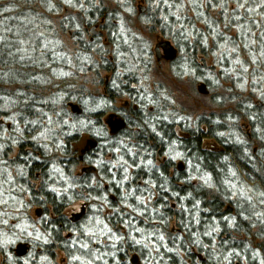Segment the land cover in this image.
<instances>
[{"label":"trees","instance_id":"obj_1","mask_svg":"<svg viewBox=\"0 0 264 264\" xmlns=\"http://www.w3.org/2000/svg\"><path fill=\"white\" fill-rule=\"evenodd\" d=\"M22 1L0 0V140L3 143L8 131H12L11 138H20L16 145L21 149L17 161L7 157L8 149L2 158L4 161H0V169L8 170L11 166L9 169L17 168L27 175L21 178L15 176L11 185L13 194L7 199L3 183L5 177L0 172V189L4 193L0 195L4 196V201L18 202L28 197L30 199L26 203L29 208L44 206V217L48 223L44 221L42 230L72 258V243L64 242L63 232H77L78 239L85 243L88 239L86 229H80L77 225L75 229H70L75 222L65 212L69 205L76 201H83L86 205V202L91 204L98 200V205L105 204L100 192H106L104 185H107L117 199L113 201L109 198V212L101 213L96 222L99 223L100 218H103L105 222L114 225L132 223L130 220L138 218L140 209H134L131 192L155 186L158 195L156 205L164 209L161 215L157 214V220L163 219L167 225L171 219L178 223L183 230L184 240L183 245L177 248L184 251L188 249L190 260L196 257L192 251L199 249L203 253V264H264V261L257 258L252 247V244L260 248L264 246V196L261 195L264 193V64L262 67L258 65L259 71H250L249 65L236 63L238 60L235 55L231 56L242 44L244 49H248L247 42L239 38L241 31H246V40L252 39L253 30L255 34L258 33L252 24L254 19L249 21L247 18L253 15L249 12L252 7H256L257 14L264 15V0H139L143 10L139 11L138 7L135 9L138 17L136 24L146 25L150 34L156 35L158 42L170 41L174 46L173 50L177 54L170 62L172 76L178 81H184L186 77L198 86L202 95H211L216 109L196 115L193 122L186 114V106L174 104V100L171 103L168 98H164L166 94L159 92L158 86L153 101L144 99L143 95L150 96L147 90L152 89V83L147 80L151 59L143 56L144 42L138 35V38L132 35L131 39L121 40H116L118 35H112L113 31L119 32L117 15L123 10L119 5H114L111 0L108 6L104 3L106 0H85L83 4L78 3L79 0H72L78 6L82 4L73 11V8L68 7L71 4L69 0H57V7L64 13L63 16L70 18V30L77 27L74 36L76 54L66 58V54L57 57L56 49H50L37 36L36 32L44 28L42 17L45 15L31 9L32 4ZM129 1L127 8L134 12L132 6L135 1ZM246 2L252 6L248 8ZM64 3L67 5L64 6ZM124 16L131 17L127 13ZM193 17L204 23L205 30L195 26L197 23H193ZM66 23L63 17L60 28L65 32ZM96 23L109 28L108 45L100 37L89 39L83 36V27ZM131 23L134 25V21ZM242 24L245 28L237 33L234 37L236 40L233 39L234 28L239 30ZM115 42L118 46L115 47L114 56L107 57L108 46L114 47ZM120 51L124 53L121 58L122 68L128 69L126 71L134 74L133 77L125 75L126 79H117L119 70L116 65L120 60ZM213 55L216 57L214 64L218 66L217 70L213 66L207 67L206 61ZM261 60L264 63V58ZM163 61L157 60L159 63ZM107 71L115 75V83L107 86L108 95H105L103 90L100 92L96 87L103 84L105 77L102 73ZM88 76L95 86L92 93L87 88ZM122 80H127V84ZM131 80L139 84L138 90L134 89L136 93L128 90ZM143 81H147L145 85H142ZM128 94L134 98V107L137 105L139 109L131 107L130 115L125 116L127 125L121 131L122 134L120 132L111 137L104 124V116L114 111L116 102H122L121 98ZM88 101L94 108H101L97 112H88L84 106ZM74 102L83 105L84 109L74 110L73 107L77 106ZM188 113H191V109H188ZM8 119H12L11 128H8ZM244 124L250 130V137L245 136ZM176 128H180L183 135ZM42 132L45 134V148L43 160L40 161L36 156V148L33 154L25 152L31 140ZM85 133L92 136L91 140L96 145L90 152L91 157L99 153V159L112 156V161H116L120 151L122 162H128L129 167L126 171L120 168L114 175L107 165V173L103 174V179L98 178L96 183H92L85 174L74 175L67 169L68 178H60L58 188L61 192L67 186L68 191L64 190L62 194L53 192L55 190H50L53 183L48 177L51 165H66L74 169L78 164L75 156L77 151L70 156L71 145H81ZM86 143L88 146V140ZM168 143L183 156L186 163L192 165L189 171L194 176H205L210 180L194 183L190 172L175 171L176 166L170 163L171 160L159 166H148L147 157H143L146 162L140 160L142 158L139 157L144 153L147 156L149 154L150 162L162 157ZM5 144L10 145L8 142ZM130 145L137 153L135 156L128 151ZM8 148L11 149L10 146ZM56 148L63 158L58 157V152L56 158L49 153ZM83 157L84 160L88 158L86 154ZM170 168H173L171 176ZM151 176H155L156 181H152ZM138 181L142 184H137ZM16 185L23 187L20 191L22 193L14 192V189H18ZM166 189L169 192L166 193ZM15 195L18 199H15ZM124 202L132 213H126L128 211L123 209ZM11 214L16 215L13 210ZM153 216L150 214V218ZM8 217L12 216L0 215V223H7ZM147 217L145 215L141 219ZM215 222H218L220 232L214 251L210 244L198 245L196 232L203 229L205 234L210 233ZM134 237L137 240V236ZM126 238L132 239L133 243L128 239L125 249L131 252L136 250L142 256L143 248L134 245L132 236L127 235ZM257 240H261L260 246L255 245ZM50 242L44 246L45 254L54 259L55 246ZM30 244L31 251L24 257L18 256L15 248L11 247V258L3 264H25L28 256L32 255L30 264H40L37 245ZM124 254L127 256L128 253L124 251Z\"/></svg>","mask_w":264,"mask_h":264},{"label":"rangeland","instance_id":"obj_2","mask_svg":"<svg viewBox=\"0 0 264 264\" xmlns=\"http://www.w3.org/2000/svg\"><path fill=\"white\" fill-rule=\"evenodd\" d=\"M27 2L29 4H32V8L35 11H38L40 14H43L45 16L42 17V23H43V27L42 29H40L39 31H37V36L40 37V39H42L43 43L49 46L50 49H56V53H57V57L61 56V55H67L66 58L68 56L72 57L74 56L75 53V49L76 45H75V41H74V36H75V30H70V25H69V20L70 18L68 16H63V12L60 11L59 6L57 7V0H24L22 1V3ZM66 2V0H63ZM71 2V4H68V7L73 8L72 10L75 11L77 7H81L83 2L85 0H79L78 3H82L81 5H77L78 3H74V1L69 0ZM113 1L112 3L114 5H119L123 10L122 12L118 13V22L116 21V24L118 25L119 28V32L116 34V36L118 35V38L116 40H121V38L124 39H131V36H135L139 39H142V42H144V46H142V51H143V56L144 57H148L151 59V64L150 66V74H149V78L147 79L150 83L156 84L160 89H161V93H164L166 95H168V93H170V91L172 92V102L174 104H179V105H184L187 108L186 114L189 115L190 117V121L193 122L194 117L198 114H202L205 112H209L211 109H216L215 105H213L212 101H211V95L210 96H205L202 95V93L198 90V86L193 83H191L186 77L184 79V81H178L176 78H174L172 76V73L170 71V67L168 65V63L165 61L159 63L157 62V52H156V44L158 43V40L156 39V35H152L150 34V31L148 30V28H146V25H138L136 24V21L138 20V17L135 13V9H137L138 4H139V0H134V6H132L134 12L129 9V7L127 8V5L130 3L129 0H111ZM108 2H110V0H106L104 3L108 6ZM111 3V2H110ZM67 5V4H66ZM64 3V6H66ZM246 5H248V8H250L252 5L249 2H246ZM38 7V8H37ZM57 7V8H55ZM252 10H249V12L253 13V15L249 18H247L249 21H252L253 26H256V30H258V33L255 34L256 31L253 30V35H252V39H247L246 40V31L243 30L241 31V33H239L238 35L240 40H243L246 43V47L248 48L247 50H250L249 52L244 49V46L242 44L241 48L239 50L234 51V53L232 52L231 56L235 55L236 60H238L236 63L241 62L242 64L245 65H249L248 70H254V71H259L260 68L258 69L257 67H259L258 65H260L262 67V65L264 64L261 60L262 58H264V15L263 14H257L256 13V7H252ZM70 10V9H69ZM125 10V12H124ZM66 11V10H65ZM71 11V10H70ZM259 12V11H258ZM127 13V15H131L130 18H126V16H124V14ZM65 18V22L66 23V29L67 31H62V29L60 28V22L62 20V18ZM194 18V17H193ZM197 18V17H196ZM196 18L192 19L194 22L193 23H197L195 26H197L199 29L205 30L204 27V23L199 22L200 20H196ZM75 21V20H74ZM132 21H134V25H132ZM196 28V27H195ZM245 28L244 24H242L240 26V29L238 30L236 27L234 28L233 32H232V37L233 39L236 40V38H234L237 33L242 29ZM260 29V32H259ZM245 32V33H244ZM138 35V36H137ZM130 36V37H129ZM133 38V37H132ZM258 38V39H257ZM91 39V38H89ZM103 41V39H101ZM243 41H241V43H243ZM115 46L114 47H109L107 48L106 51H108L107 53H109V55L107 57H112L111 55L114 56V52L116 51L115 47L118 46V43L115 42ZM52 44V45H51ZM225 46V43L223 45V47ZM46 48V46H43ZM160 50L163 52L164 48L160 47ZM121 52V51H120ZM75 53V54H74ZM106 53V54H107ZM148 53L150 54V56L148 55ZM121 54L120 56V60L119 62H117L118 65V73L116 74L117 79H123V77L125 75L129 74V70L125 69V68H119L121 65V58L124 55L123 52L119 53ZM56 57V55L54 56ZM52 58L53 60H56V58ZM111 60V58H110ZM156 61V62H155ZM232 61V60H231ZM235 61V60H233ZM207 67H212L214 69L217 70L218 66L215 65L214 63L216 62V57L213 55V57L207 59ZM147 69V68H146ZM128 70V71H126ZM247 70V71H248ZM147 71V70H146ZM145 71V72H146ZM209 74V73H208ZM264 74V71H263ZM105 75H107L106 73H102L103 78L105 77ZM110 76V75H109ZM133 77V76H132ZM125 78V77H124ZM130 78V76H129ZM126 79V78H125ZM176 79V80H174ZM114 80V76L113 74L110 76V81ZM87 81V88H89L90 93L94 92V85H93V81L92 78L90 76H88V78L86 79ZM139 81V80H138ZM140 81L142 82V80L140 79ZM147 82V81H146ZM145 81H143L142 85L146 84ZM115 83V82H114ZM139 85V84H138ZM225 85H227V83L225 82ZM141 86V84H140ZM102 85L97 86L96 88L98 89V91H102ZM212 91V90H211ZM213 92V91H212ZM164 95V96H166ZM124 100H128V98L123 97L122 102ZM174 100V102H173ZM260 99H256V101H259ZM130 101V105L132 103L131 100ZM120 100H118V102H116V107H120ZM77 104V106L81 109L83 108V105H81L78 102H74ZM133 104V103H132ZM85 106V110H87L88 112L91 110H95V112H97L101 106H95V108L93 107L94 105L90 104V101H88V104H84ZM180 107V106H178ZM188 109H191V113H188ZM193 109V110H192ZM196 113V114H195ZM186 117V116H185ZM9 120V124H8V128H11L10 126L12 125V119H8ZM90 130V129H88ZM250 132V130H248ZM245 132V136L246 133ZM177 132H180V128H177ZM43 133V132H42ZM13 135L12 131H8L7 135H6V140H4V142L2 143V140H0V161H4L2 158H4L6 156V151L10 148H8L9 146L12 147L16 144H18V141L20 138L16 139L11 138V136ZM72 135V134H69ZM44 137V136H43ZM83 140H82V144H76V143H72V151L70 153L71 154H75L74 152L77 151L75 156H78L79 154H81V148L85 147L86 141L91 139V135L88 133H85L83 136ZM248 137V136H247ZM35 139V137L33 138ZM69 139V138H68ZM71 139V138H70ZM10 140V141H8ZM8 142L10 143L9 146H7L5 143ZM107 142V141H106ZM105 142V143H106ZM99 146V145H98ZM127 146V145H126ZM16 149V147H14ZM128 148V151L135 156L136 151L134 150V148L131 147V145ZM255 148V147H254ZM257 148H255L254 150L256 151ZM8 150V151H9ZM58 149H54V150H50L49 153L52 155L53 158H56V152ZM167 151H171V154L173 155V158L175 160L176 163H179V161H184V158L182 155H180L178 152H176L175 150L172 149H168ZM175 152V153H174ZM170 153V152H169ZM174 153V154H173ZM62 153H60V151L58 152V157L63 158V156L61 155ZM147 154V153H146ZM145 153L143 155H141L139 158H142L140 160H143L142 162H146V160L143 159V157H147V161H148V166L149 165H157L159 166L162 162H163V157H161V163L159 162V164H156L158 160L150 162V157L148 158V156ZM122 155H120V151L117 153V158L116 161H112V156L110 157H105V159L102 160V164L104 165H109L110 168H112L113 166L118 167L119 166L124 168V170L126 171L127 168L129 167V163L127 162L126 164L122 162ZM169 159V158H168ZM126 162V161H125ZM189 162V161H187ZM59 163V161H58ZM186 165V171H189V165L188 163L186 164V162H184ZM94 165H96L100 170H101V165L100 163H95ZM84 166L83 164H79V166H76L74 169H71L69 167H67L66 165H62L61 167H59V165H51L49 171H48V177H50L51 181H52V186L50 188L55 190L53 192H57L59 194H62L64 192V190L68 191V188H66L67 186L64 187L63 191L59 192V188H58V182L61 181L60 178H68L67 175L69 173L72 172V174L77 175L81 170V167ZM11 166H9L10 168ZM8 170L6 168L4 169H0V172L3 173L4 175V179L5 182L4 183V187H5V192L8 196L7 199H10V196L13 194V189L11 188V185L13 186V182L15 180V176L16 178L19 177H26L27 175L24 173H21L20 171L17 170V168H11ZM69 173H68V171ZM68 173V174H67ZM8 174V177H7ZM192 174V173H190ZM192 176V175H191ZM55 177L59 180H56ZM98 177V176H97ZM195 177V176H193ZM96 178V177H95ZM56 182V187H54V184ZM69 181V180H68ZM200 181V180H199ZM196 183V181L194 182ZM18 189H14V192H20L21 189H23V187L18 186ZM54 187V188H52ZM0 194H4L3 191L0 189ZM12 192V193H11ZM10 193V194H9ZM22 193V192H20ZM10 195V196H9ZM21 195V194H20ZM6 196V197H7ZM15 199H18V196L15 195ZM3 195H0V215H11L12 217H14V219L11 217H8V221L0 223V264H3L4 262H6L7 260H10L11 255L9 252V249L11 247L15 248L16 245L18 244V242L20 241H28L30 243H34V245H37V253L40 255L41 258V263L40 264H59L60 263V254H58L57 252L54 253L55 258L51 259L49 255L45 254V249L44 246L47 245L48 242H50V237L48 236V234H46L42 228L44 225V221L46 223H48V219L46 217L42 216H37V208L38 207H28L27 203L28 199L30 198H26L23 200H20L18 202H5L3 199ZM141 200V205L137 204L134 206L135 210H139L140 215L138 216V218H134L132 220H130L132 223L128 224L131 225L133 227H135V224L141 225L140 231L137 230V233L133 231L134 236H137V240H140L141 243L137 244L134 243V245L136 247L139 248H143L142 252H144V254L141 256V254H139V263L138 264H185V262L187 264H203V253L202 251L198 250H193L192 253L196 254L195 258L193 260H190V258H188V249L184 250H180L177 248V246L183 245V230L182 228L178 225V223L176 221H174L173 219L168 220L170 222V224H166L164 223L163 219L157 220V216L161 215L163 212V208L158 205L159 207L155 208L156 205H154V201H158V195L154 192L153 188L151 186H147L146 188L143 187V189L141 190L139 196ZM100 201V200H98ZM97 201V202H98ZM113 201H116L113 200ZM97 202L95 203H89L88 206V202L87 203V215L85 217H83L81 220L82 222H78L79 224H77L78 226L80 224H85L86 219H88V223L89 225H94L96 229H91L88 232V228H86L85 233L87 234V239L91 240V242H87L83 245H87V247H83L82 244H79V246L76 247V252L74 255H72V258H68L67 260V264H89V262H91V264H121L115 260H112L110 263L109 262V257L111 255H116V252L112 253V252H108L106 250V248L101 245V243L99 244H95L96 242H100V241H105V240H110V241H114L117 239H120L118 233H120V230H117L116 225H114V228H111L109 226H107V229H111V232H108L107 229L103 226L105 225H109L107 222H105L103 220V218L99 220V223L96 222V220L98 221L100 215L102 212L99 211H103L102 209H104V207H106V205L101 204L98 205ZM104 202V201H103ZM83 204V201H76L74 202L72 205H69V207L66 208L65 212L66 214H68L67 216L71 217L72 214L74 213H80L81 212V205ZM125 204V205H124ZM124 208L126 209L128 212L126 213H130L132 210L131 208L128 207L127 203L124 202L123 203ZM4 206L8 207L5 208ZM172 206V203L169 202V207ZM43 210H44V206H40ZM49 210H51V207H48ZM85 208V209H86ZM141 208H144L141 210ZM8 210V211H7ZM11 210H13L14 213H16V215H12L11 214ZM98 211V212H97ZM9 212V213H7ZM143 212L147 213L144 214ZM151 217L150 218V214ZM132 213V212H131ZM44 214V212H43ZM153 214V215H152ZM158 214V215H157ZM145 215H148L149 217H147L146 219H141L143 218ZM197 225H199L198 220L196 221ZM218 223V222H217ZM215 222V227L210 230V234H205L203 232V229H201L197 234V239L196 241L199 243L198 245L201 244H210L211 247H213L214 251L215 248L218 244V233L220 232V230L218 229V224ZM105 224V225H103ZM123 224V223H122ZM99 225V226H98ZM120 225V224H119ZM101 226V227H100ZM149 226V227H148ZM142 227H147V228H142ZM115 230V231H114ZM129 230H133L132 228H130ZM132 232V231H131ZM67 233V232H66ZM94 233V235H93ZM137 234V235H136ZM37 236H39V239H37ZM132 236V234H131ZM163 236V240H160V237ZM79 236H77L78 238ZM69 238V237H68ZM66 239V238H65ZM73 239V238H72ZM7 241H12V242H7ZM76 241V240H75ZM77 242V241H76ZM50 243L55 244L54 241H51ZM110 244V243H109ZM261 244V240H257L255 241V245L260 246ZM94 245L97 246L96 249H93L92 247H95ZM145 245H147V247H145ZM173 245H175L173 247ZM111 246V245H110ZM202 246V245H201ZM206 245H204L205 247ZM113 248V246H111ZM111 247L109 249H111ZM117 247V246H115ZM191 247V246H190ZM252 247L254 249L255 254L257 255V258L260 261H264V246L263 248L254 246L252 244ZM4 248V249H3ZM3 249V250H2ZM102 249L106 250V253L104 251H102ZM156 249H158V251H156ZM101 250V252H100ZM35 251V250H34ZM3 252V253H1ZM30 253V252H29ZM28 253V254H29ZM108 253H111L110 255ZM139 253V252H138ZM33 256V255H32ZM32 256H28L29 259H26V262H28L27 264H30V260L32 258ZM107 257V259H103ZM78 258V259H77ZM151 259V263L147 262L148 259ZM34 260V259H32ZM32 264V263H31ZM126 264H131L129 261H126Z\"/></svg>","mask_w":264,"mask_h":264},{"label":"flooded vegetation","instance_id":"obj_3","mask_svg":"<svg viewBox=\"0 0 264 264\" xmlns=\"http://www.w3.org/2000/svg\"><path fill=\"white\" fill-rule=\"evenodd\" d=\"M141 3V2H140ZM138 4V9H139V11H142L143 10V5L142 4ZM118 22V21H117ZM117 27H118V25H117ZM84 29V32H85V35H83V36H87V37H89V38H91V39H94V38H97V37H100L99 39H103V42L106 44V45H108V43H109V38H110V32H109V28H107V26H103V25H101V24H91V25H85L84 27H83ZM118 30H119V28H117ZM83 32V31H82ZM84 34V33H83ZM113 34H117V33H115L114 31L112 32V35ZM98 39V38H97ZM163 48V47H162ZM156 52H157V60H165V61H167L168 62V65H169V67L171 68V64H170V62L172 61V60H174L175 59V57H176V55H175V57L173 58V57H171V58H168L169 56H170V53L172 52V50H169V49H167V50H164L163 52L160 50V48L159 49H157L156 50ZM177 54V53H176ZM120 67L119 68H122L123 67V65H119ZM150 67V66H149ZM116 68H118V65H116ZM106 74L107 75H105V80H104V82H103V84H102V89H103V92H104V94L105 95H108V89H107V86L111 83V84H114V80H111L110 81V76L112 75L111 73H109L108 71L106 72ZM110 75V76H109ZM129 76H133L134 74H128ZM113 76H115L114 74H113ZM122 82L124 83V84H127V80H125V81H123L122 80ZM139 86H138V83H136L135 82V80H131V84L129 85V88H128V90L130 91H133V93H136L135 91H134V89L136 88H138ZM156 88H157V85L156 84H153L152 83V89H150V90H147V94L148 95H150V96H147V97H145L146 95H143L144 96V99L145 100H151V101H153L154 99H155V97H156V95H154L155 94V92H156ZM138 90V89H137ZM160 91V93H161V89H159ZM129 91H127V92H129ZM153 93H152V92ZM130 93V92H129ZM138 93V92H137ZM152 93V94H151ZM162 94V93H161ZM137 95V94H136ZM152 95V96H151ZM126 98H128V100H124L123 101V103L122 102H120V107H116L115 106V110L114 111H110V112H108V113H106L105 114V116H104V124L106 125V127H107V131H108V134H110L111 135V137L112 136H115V135H119V133L121 132V131H123L124 129H125V127H126V125H127V121H126V119H125V116H127V115H130V108L131 107H134V105L132 104L133 103V101H134V98L132 97V96H130L129 94L128 95H124ZM172 92L170 91V93H168V95H166L164 98H168L171 102H172ZM121 99H123V98H121ZM129 100H131L132 101V103H131V105L129 104L130 103V101ZM122 101V100H121ZM127 108V109H126ZM152 109H154L153 107H151ZM129 109V110H128ZM133 109H135V110H138L139 109V106H135ZM133 112V111H132ZM111 114H113V115H115V117L116 118H119V119H121V120H123L124 122H125V125H124V127L120 130V131H118V132H116V133H112L111 132V128H110V126H109V124H108V118H109V116L111 115ZM185 117V116H184ZM176 130H177V128H176ZM180 135H183L182 134V132H181V130H180V132H178ZM121 134H122V132H121ZM186 135V134H185ZM32 142L31 143H29L28 145H29V147H27L26 148V154L28 153H30V154H33L34 152H35V148L37 149V152H36V156L38 157V159L40 160V161H42L43 160V152H44V148H45V145H44V137H42L41 135H39V136H35V139H32L31 140ZM36 145H35V144ZM95 144H93V142H92V140L91 139H89L88 140V146H87V143L85 144V147L81 150V154H79L78 156H76L77 157V162H78V164H77V166H79V164H83L84 166H82L81 167V171L78 173V174H85V175H87L88 177H90V179H91V182L93 183V182H97V180H98V178L100 179V178H102L103 179V174L106 172V171H108L107 170V165H104V164H102V160L103 159H99V157H100V155H99V153H95V155H92V157L90 156V152H92L93 151V149H95L96 147V145L94 146ZM152 145H153V143H152ZM13 147V148H12ZM11 147V149L8 151V158H10L11 159V161H17V157L18 156H20L21 155V149H20V147H19V145H14V146H12ZM14 147H16V149L14 148ZM172 144L171 143H168L167 144V146H165V151H164V155L162 156L163 157V162L161 163V156L160 157H157V159L155 158V160L154 161H156V160H158L157 161V163L156 164H159V162L161 163L160 165H162L164 162L166 163H168L170 160H171V164H174L175 166H176V168H174V170L175 171H183V172H187L186 171V165H185V161H179V163H176L175 162V160H174V158H173V155L171 154V151H167L168 149H172ZM170 152V153H169ZM23 153V152H22ZM84 154H86L87 156H88V158H86V160H84V157H83V155ZM174 154V153H173ZM158 156V155H157ZM169 158V159H168ZM9 159V160H10ZM105 159V158H104ZM174 160V162H173V160ZM100 163V165L102 166L101 167V170L96 166V165H94L95 163ZM187 164V163H186ZM188 166V165H187ZM169 167H171V166H169ZM120 168H122V167H120L119 166V169ZM118 167H116V166H113L112 168H111V170H112V173L115 175L116 173H118ZM170 170V176H171V172H173V168H170L169 169ZM158 172L160 173V175L163 177V172H162V170L161 169H159L158 170ZM107 173V172H106ZM191 173V172H190ZM192 176L191 177H193L194 175L193 174H191ZM98 176V177H97ZM96 177V178H95ZM151 179H152V181H156V177L155 176H151L150 177ZM193 179V181L195 182H197V183H200V182H204L206 179L207 180H210L209 179V177H205V176H202V177H200V176H195V177H193L192 178ZM200 180V181H199ZM137 184H142V182L141 181H138V182H136ZM105 187H106V189H107V191L106 192H100L101 194H102V198H104L103 200H105V205H106V207H104V209H102L103 211H99V212H102V214H106V213H108L109 212V209L110 208H108L110 205H111V203L109 202V198H111V199H113V200H115V199H117V197L116 196H114V192L113 191H109L108 189H109V186H107V185H104ZM153 188V190H154V192L157 194V192H156V188H155V186L154 187H152ZM122 189V190H121ZM121 191H123V186H121ZM140 192L141 191H134V192H131V194H133V200H132V202H133V204H134V206L139 202V205H141L140 204V202H141V200H140V198L139 197H136V196H139V194H140ZM167 192H169V190L168 189H166V193ZM108 200V201H107ZM156 202L157 201H154V205H156ZM88 206H89V204H88ZM87 207V204L86 205H84V204H82L81 205V211H82V209L83 208H86ZM155 207H157V205L155 206ZM141 209H144V208H141ZM121 210V209H120ZM37 212V216H44L45 215V213L43 214V212H44V210L41 208V207H38L37 208V210H36ZM122 211V210H121ZM98 212V211H97ZM110 212H112V209L110 210ZM76 214H78V213H73L72 214V216H75L74 217V219H73V221L75 222V224H72V226H70V229L71 228H74L77 224H79L78 222H81L83 219V217H85L86 215H87V208L85 209V213L82 215V216H76ZM71 216V217H72ZM82 219V220H81ZM87 221H88V219H86ZM109 224V223H108ZM128 224H131V223H123V224H116V228H117V230H120L121 232L120 233H118V235H119V237H120V239H117V240H114V241H110V240H105V241H98V242H96L95 244H100L101 243V245H103L105 248H106V250L108 251V252H112V253H114V252H116V255L114 256V255H111L109 258V262L110 263H112L111 261L112 260H115L116 261V259H117V261L119 262V263H121V264H125L126 263V261H129L131 264H138L139 263V254H138V252L136 251V250H134L133 252H131L130 250H126L125 249V246L128 244V242L130 241V243H133L132 242V239H129V238H126V236L128 235V236H131V234H132V237H134V234H133V232H131V230H129L130 228H132L133 229V231L134 232H136L137 233V230L138 229H140L141 228V225H138V224H135L134 226L135 227H133V226H131V225H128ZM103 225H105V224H103ZM78 226V225H77ZM99 226V225H98ZM107 226H109V227H111V228H114L115 226H114V224H109V225H107ZM95 226L94 225H89V224H87V223H85V224H80L79 226H78V228H80V229H86V228H88V232H89V230H91V229H96V228H94ZM101 227V226H100ZM104 227V226H103ZM149 227V226H148ZM76 228V227H75ZM74 228V229H75ZM142 228H147V227H142ZM73 229V230H74ZM115 231V230H114ZM63 238H64V242H71L72 244H71V247H72V249H73V251H74V254H75V252H76V247L77 246H79V244H85V241H83L82 239H78L77 238V236H79V234L77 233V232H68L67 231V233H65V232H63ZM69 237V238H68ZM86 237H87V234H86ZM66 238V239H65ZM72 238H74V239H72ZM128 239H129V241H128ZM67 240V241H66ZM77 242H76V241ZM91 242V240H87V242ZM86 242V243H87ZM110 243V244H109ZM113 246V248L111 247V246ZM54 248H55V250H54V252H53V254L55 253V252H57L58 254H60V263L59 264H67V260H68V255H67V251L64 249V248H62L61 247V245L60 244H54ZM95 247H92L93 249H96L97 248V246L96 245H94ZM115 246H117V247H115ZM111 247V249H109ZM106 250L105 249H102V251H104L105 253H106ZM124 251L125 252H127L128 254H127V256H125V254H124ZM100 252H101V250H100ZM109 255L111 254V253H108ZM128 257V258H127ZM103 259H107V257H105V258H103ZM203 260V259H202ZM147 262H149V263H151V259L149 258L148 259V261ZM152 264H154V263H152Z\"/></svg>","mask_w":264,"mask_h":264},{"label":"water","instance_id":"obj_4","mask_svg":"<svg viewBox=\"0 0 264 264\" xmlns=\"http://www.w3.org/2000/svg\"><path fill=\"white\" fill-rule=\"evenodd\" d=\"M160 47H163L164 50H167V49L172 50V52L170 53V56L168 58H171V57L174 58L175 57L176 52H175V50H173L174 46L172 45V43L170 41L158 42L156 45V50L159 49ZM73 108L76 111L79 110L78 106H74ZM108 124L111 128V132L116 133L124 127L125 122L119 118H116L115 115L111 114L108 118ZM248 135H249V133H248ZM79 215L80 214H78L77 216H79ZM29 250H30V245L28 243H25V242L19 243L15 248V252L18 256L26 255L29 252Z\"/></svg>","mask_w":264,"mask_h":264},{"label":"snow or ice","instance_id":"obj_5","mask_svg":"<svg viewBox=\"0 0 264 264\" xmlns=\"http://www.w3.org/2000/svg\"><path fill=\"white\" fill-rule=\"evenodd\" d=\"M49 121H50V118H49ZM50 122H51V121H50ZM65 123H66V122H65ZM41 136L43 137V136H45V134H44V133H41ZM233 175H235V173H233ZM209 179H210V178H209ZM206 182H207V181H206ZM241 194L243 195V193H241ZM261 195L264 196V193H261ZM225 219L227 220L228 218L225 217ZM104 227L107 229V225H105ZM107 231H108V232H111V229H107ZM138 231H140V230L138 229ZM207 234H210V233H207ZM93 235H94V233H93ZM37 239H39V236H37ZM133 240H134V242L137 243V244L141 243V241H140V240H136L135 237H133ZM160 240H163V236L160 237ZM7 242H12V241H7ZM83 247H87V245H83ZM145 247H147V245H145ZM156 251H158V249H156ZM77 259H78V258H77ZM25 264H27V262H25ZM89 264H91V262H89Z\"/></svg>","mask_w":264,"mask_h":264},{"label":"bare ground","instance_id":"obj_6","mask_svg":"<svg viewBox=\"0 0 264 264\" xmlns=\"http://www.w3.org/2000/svg\"><path fill=\"white\" fill-rule=\"evenodd\" d=\"M188 166H189L190 168L192 167V165H191V164H190V165H188ZM193 168H194V167H193ZM195 176H196V175H195ZM140 203H141V202H140ZM137 204H139V202H138ZM137 204H136V205H137Z\"/></svg>","mask_w":264,"mask_h":264}]
</instances>
